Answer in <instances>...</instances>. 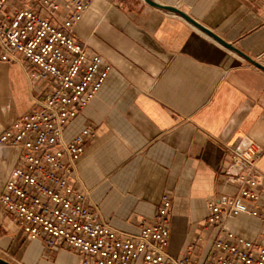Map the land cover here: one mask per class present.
<instances>
[{"label":"crops","instance_id":"obj_1","mask_svg":"<svg viewBox=\"0 0 264 264\" xmlns=\"http://www.w3.org/2000/svg\"><path fill=\"white\" fill-rule=\"evenodd\" d=\"M152 1L180 9L264 66V0ZM67 11L63 0L56 15L64 19ZM74 32L112 66L65 130L66 141L85 127L95 133L77 164L75 187L88 190L101 220L132 235L168 194V252L182 256L195 244L204 260L221 232L205 225L208 202L237 192L225 174L228 146L256 141L264 175V72L181 15L144 0H95ZM36 96L23 66L0 62V135L35 109ZM18 155V148L0 145V194ZM259 197L261 216L230 217L223 229L264 241V184ZM1 256L20 264H81L68 249L47 251L28 240L2 206Z\"/></svg>","mask_w":264,"mask_h":264},{"label":"built area","instance_id":"obj_2","mask_svg":"<svg viewBox=\"0 0 264 264\" xmlns=\"http://www.w3.org/2000/svg\"><path fill=\"white\" fill-rule=\"evenodd\" d=\"M12 1L0 0V62L23 66L37 93L35 109L0 135V145L19 150L0 206L17 220L22 234L47 251L78 254L81 264H264V241L241 240L223 229L230 217L261 216L263 154L248 138L226 151L225 174L237 192L208 202L205 225L221 232L204 260L199 261L195 244L182 256L168 252L173 204L168 194L137 235L114 230L98 217L88 190L74 183L85 144L95 133L85 127L72 140L64 139L69 123L96 97L112 68L75 39V26L95 0H66L64 19L56 15L63 0Z\"/></svg>","mask_w":264,"mask_h":264},{"label":"water","instance_id":"obj_3","mask_svg":"<svg viewBox=\"0 0 264 264\" xmlns=\"http://www.w3.org/2000/svg\"><path fill=\"white\" fill-rule=\"evenodd\" d=\"M146 1L149 5H152L157 8H162L163 10L166 9L168 11H171L175 14L181 15L188 23H190L192 26L197 27L200 29L202 32L205 34L211 36L215 41H217L219 44L227 47L228 49L232 50L235 54H239L243 58H245L247 61H249L251 64H254L257 68H260L264 72V66L261 64L257 63L255 60L251 59L249 56L244 54L242 51H240L238 48H235L233 45L229 44L228 42L224 41L221 39L214 31H212L210 28L204 27L202 24H200L198 21L195 19H192L189 15L181 11L180 9L171 7V6H160L156 3H154L152 0H144ZM0 264H13L10 263L9 261L5 260L4 258H0Z\"/></svg>","mask_w":264,"mask_h":264},{"label":"rangeland","instance_id":"obj_4","mask_svg":"<svg viewBox=\"0 0 264 264\" xmlns=\"http://www.w3.org/2000/svg\"><path fill=\"white\" fill-rule=\"evenodd\" d=\"M8 8V7H7ZM2 258H4L5 260L9 261L10 263H13V264H20L19 262H14L11 260V258H9L8 256H1ZM0 257V258H1Z\"/></svg>","mask_w":264,"mask_h":264}]
</instances>
